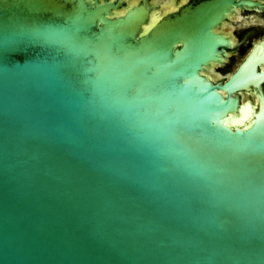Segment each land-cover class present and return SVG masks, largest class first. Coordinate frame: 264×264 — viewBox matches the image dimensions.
<instances>
[{"label": "water", "instance_id": "obj_1", "mask_svg": "<svg viewBox=\"0 0 264 264\" xmlns=\"http://www.w3.org/2000/svg\"><path fill=\"white\" fill-rule=\"evenodd\" d=\"M171 1L0 0V264H264V0Z\"/></svg>", "mask_w": 264, "mask_h": 264}, {"label": "rangeland", "instance_id": "obj_2", "mask_svg": "<svg viewBox=\"0 0 264 264\" xmlns=\"http://www.w3.org/2000/svg\"><path fill=\"white\" fill-rule=\"evenodd\" d=\"M217 2H218V0H196L193 4H189V6L184 10L182 17H181L179 22H182V23L183 22H191L192 23L194 20H192L191 18H193V17L195 18V16H198V15H202V16L207 17V18L211 17L212 16L211 14H213L212 12L215 11V10H213V6L214 5L216 6ZM171 3H172V1H171ZM207 3H209L208 7H202V6H205ZM200 5H202V6H200ZM260 19L264 22V15H261ZM260 24L261 25H259L258 27L264 26L263 23H260ZM205 25H207L206 22H205ZM227 28L231 32L230 36L234 39V41L240 42V38H238L234 33V30H235L234 27L228 25ZM228 40H230V39L228 38ZM223 41H224V39L222 40L221 37L217 36V37H214L212 44L215 45V44H217V42H223ZM243 45L244 46L242 47V50H244L243 51V53H244L249 49V47H248L249 45L248 44L246 45V42H243ZM239 60H240L239 56L232 58L227 63V65L223 68L222 71L227 72L228 70L233 69L234 64L238 63ZM216 73L221 74L220 71H217Z\"/></svg>", "mask_w": 264, "mask_h": 264}, {"label": "bare ground", "instance_id": "obj_3", "mask_svg": "<svg viewBox=\"0 0 264 264\" xmlns=\"http://www.w3.org/2000/svg\"><path fill=\"white\" fill-rule=\"evenodd\" d=\"M126 1H129L132 5L135 4L137 1L139 0H126ZM169 1V0H168ZM152 2L154 3H159V2H162V0H152ZM184 2V0L182 1ZM131 5H129L128 7H130ZM175 10L173 7H172V4H171V0L170 2H168V4L166 6H164V8L161 9V15H164L170 11H173ZM240 12L237 11L236 12V16H239ZM234 18V15L233 16H230V19L233 20ZM229 24H226V23H222L221 26L219 28L216 29V32L217 33H222L224 34L225 36L231 38V32L229 31V29L227 28ZM231 41L232 43L234 44V40L231 38ZM211 72L213 73V75L215 76V73H216V69H215V66H212V68L210 69ZM216 77V76H215ZM217 79V78H216Z\"/></svg>", "mask_w": 264, "mask_h": 264}, {"label": "flooded vegetation", "instance_id": "obj_4", "mask_svg": "<svg viewBox=\"0 0 264 264\" xmlns=\"http://www.w3.org/2000/svg\"><path fill=\"white\" fill-rule=\"evenodd\" d=\"M180 2V4H183L185 2H187L188 0H184V2H182L183 0H177ZM261 15H264V14H261ZM261 15H256V18L260 21L259 23H256L246 29H240V30H237V37L241 39H244L245 37H249L248 39L250 38H253V37H257L259 36L261 33H262V30H263V26L261 27H258L259 25H261L260 23H262L263 21L260 19ZM234 40V39H233ZM242 47L243 45L240 47V49L242 50Z\"/></svg>", "mask_w": 264, "mask_h": 264}]
</instances>
